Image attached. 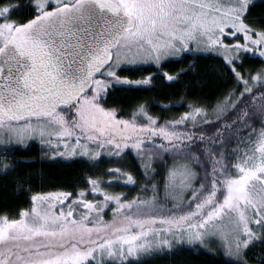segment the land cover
<instances>
[{
	"label": "rangeland",
	"instance_id": "obj_1",
	"mask_svg": "<svg viewBox=\"0 0 264 264\" xmlns=\"http://www.w3.org/2000/svg\"><path fill=\"white\" fill-rule=\"evenodd\" d=\"M73 1L37 0L36 5L42 12L49 7ZM254 1L117 0L129 16L136 18V28L121 39L119 47L114 51L112 64L94 83V94L82 97L73 109L76 119L70 122L63 114H57L40 121L0 125V150L26 147L36 142L47 151L50 159L78 158L96 165L97 161H111L115 151L118 154L115 158L126 162L123 154L128 151L138 154L155 138L169 141L172 134L156 128L153 124L155 120L146 111L142 110V114L137 115V119L147 120L145 125L125 121L117 118L113 111L100 107L95 102L96 97L115 86L136 87L150 83V78L133 81L121 77L119 70L122 68H160L164 62L185 54L220 56L233 67L242 61L244 55L260 57L257 53L264 51V31L249 25L245 20ZM8 10L6 8L0 11V47L8 41L15 27L13 23L1 20ZM223 104H218L209 112L204 110L195 119V113L190 111L182 120L191 124L203 122L210 116L221 114ZM249 158L247 164H239L241 172L229 181L223 202L218 207L214 202L217 189L204 190L191 201L195 208L182 217L181 223L171 220L169 223L176 225L150 228L134 236H116L103 242L101 246L92 248L94 250L86 249L88 240L79 238L80 231L68 233L63 241L58 240L57 236L54 238L55 242L49 243L51 249L74 241L80 247L79 251L68 252L53 261L36 264L122 263L183 246L204 251L218 250L228 259L238 260L243 255L242 252L252 246L259 233L264 230V136L257 152ZM147 164L149 165L147 162L142 163L148 170L150 166ZM150 168L152 178L160 171V181L169 171L162 187L164 194L173 199L174 203L185 201L196 185L197 171L188 161H163L159 170L151 163ZM113 172L118 171L114 169ZM122 175L107 180V184L112 181L122 182L124 178L125 183L133 184V177L126 173ZM88 183V188L79 197L72 198L66 192L44 193L36 196L32 208L18 221L0 218V264L6 259L12 261V252H19L24 256L21 251L25 249L22 246L16 248L20 245L9 243L6 237L10 235L20 236L26 242L54 234L62 225L72 223L78 217L98 218L109 208L120 211L134 205L121 195L102 190L96 179H90ZM90 193L102 195V200L91 198L88 196ZM208 209L212 211L201 221L185 224L193 214L205 216ZM65 233L67 232L62 234ZM89 235L97 236L96 233Z\"/></svg>",
	"mask_w": 264,
	"mask_h": 264
},
{
	"label": "trees",
	"instance_id": "obj_2",
	"mask_svg": "<svg viewBox=\"0 0 264 264\" xmlns=\"http://www.w3.org/2000/svg\"><path fill=\"white\" fill-rule=\"evenodd\" d=\"M36 1L0 0V11L9 9L1 20L11 22L15 27L30 21L41 13ZM245 20L249 25L264 31V0L252 3ZM261 59L244 55L242 61L233 67L220 56L185 54L164 62L160 68L147 66L120 69L121 77L133 81L150 78V83L136 87L115 86L99 94L95 102L103 109L113 111L117 118L140 125L147 124L144 117L137 119V115H141L144 110L155 120L153 124L156 128L172 134L169 141L153 139L138 154L131 151L124 153L126 162L115 158L117 151L112 153L111 161H97L96 165L78 158L50 159L47 151L36 142L26 147L0 150V218L5 220L21 219L32 208L36 196L44 193L66 192L72 198L79 197L88 188L90 179L99 181L102 190L121 195L124 200L134 203L131 208L120 211L109 208L98 218L78 217L74 222L62 225L54 234L26 242L20 236L10 235L6 237L9 243L19 244L16 248L22 246L25 249L21 251L24 256L12 252L13 260L9 262L6 259L1 263L36 264L79 251L80 247L74 241L59 248L49 247V243L55 242V237L63 241L68 233L80 231L79 238L88 240L86 249L94 250L92 248L116 236H134L150 228L174 226L176 224L169 221L178 220L181 223L182 217L195 208L191 202L194 197L211 188L218 191L214 201L218 207L223 202L229 181L241 172L239 164L248 163L264 136V124L259 119L253 117L241 120L239 109L234 110L230 104H225L224 97L231 93L235 100L239 96V92L233 91L238 87L235 74H243V78L249 79L251 83L249 74L264 68V64L259 63ZM93 94L94 88L86 96ZM220 103H224L223 112L210 116L208 120L197 124L182 120L191 111L188 105H199L209 112ZM74 108L57 114H63L71 122L76 119ZM177 160L188 161L193 165L197 171V182L185 201L177 200L179 202L174 203L173 199L164 194L162 187L169 171L160 181V171L152 178L149 169L151 163L159 170L163 161L173 163ZM143 162L149 163L148 170L147 166L142 165ZM114 169L118 172H113ZM123 173L133 177V184L125 183L124 177H120L124 178L122 182L112 181L107 184V180L123 176ZM88 196L102 200V195L90 193ZM209 211L212 210H206L203 217L201 214H193L185 224L201 221L209 215ZM89 233H96L97 236ZM242 253L238 260H230L218 250L204 251L183 246L138 260L104 264H264V230L259 233L253 245Z\"/></svg>",
	"mask_w": 264,
	"mask_h": 264
},
{
	"label": "water",
	"instance_id": "obj_3",
	"mask_svg": "<svg viewBox=\"0 0 264 264\" xmlns=\"http://www.w3.org/2000/svg\"><path fill=\"white\" fill-rule=\"evenodd\" d=\"M135 27L114 0H76L15 27L0 47V125L50 119L77 106Z\"/></svg>",
	"mask_w": 264,
	"mask_h": 264
},
{
	"label": "snow or ice",
	"instance_id": "obj_4",
	"mask_svg": "<svg viewBox=\"0 0 264 264\" xmlns=\"http://www.w3.org/2000/svg\"><path fill=\"white\" fill-rule=\"evenodd\" d=\"M264 58V51L257 53ZM259 63L264 64V59ZM238 87L233 91L239 92V96L233 100L232 94L229 93L224 97V103L230 104L233 109H239V118L241 120L251 119L253 117L260 120L264 124V68L256 73L249 74V79H244L243 74L236 73ZM253 88L256 89L253 92ZM242 89V90H241ZM189 109L195 113L193 119L196 118L204 109L199 105H188Z\"/></svg>",
	"mask_w": 264,
	"mask_h": 264
},
{
	"label": "flooded vegetation",
	"instance_id": "obj_5",
	"mask_svg": "<svg viewBox=\"0 0 264 264\" xmlns=\"http://www.w3.org/2000/svg\"><path fill=\"white\" fill-rule=\"evenodd\" d=\"M115 1H117V0H115ZM119 1V0H118Z\"/></svg>",
	"mask_w": 264,
	"mask_h": 264
}]
</instances>
